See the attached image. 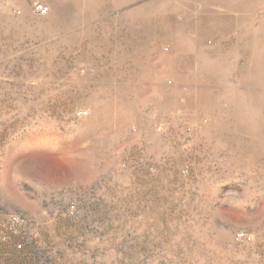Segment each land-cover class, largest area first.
<instances>
[{
  "label": "rangeland",
  "instance_id": "obj_1",
  "mask_svg": "<svg viewBox=\"0 0 264 264\" xmlns=\"http://www.w3.org/2000/svg\"><path fill=\"white\" fill-rule=\"evenodd\" d=\"M0 264H264V0H0Z\"/></svg>",
  "mask_w": 264,
  "mask_h": 264
},
{
  "label": "built area",
  "instance_id": "obj_2",
  "mask_svg": "<svg viewBox=\"0 0 264 264\" xmlns=\"http://www.w3.org/2000/svg\"><path fill=\"white\" fill-rule=\"evenodd\" d=\"M33 11L36 15L42 16L44 14H46V12L48 11L47 8L43 5H34L33 6ZM81 114L77 113V117H80ZM238 239H242L243 238V234H239L237 236Z\"/></svg>",
  "mask_w": 264,
  "mask_h": 264
}]
</instances>
